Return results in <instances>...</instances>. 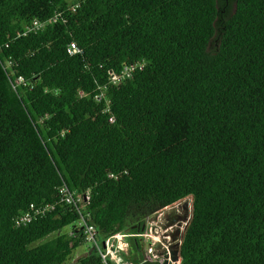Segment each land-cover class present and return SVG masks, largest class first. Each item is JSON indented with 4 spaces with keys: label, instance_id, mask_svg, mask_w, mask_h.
Instances as JSON below:
<instances>
[{
    "label": "trees",
    "instance_id": "obj_1",
    "mask_svg": "<svg viewBox=\"0 0 264 264\" xmlns=\"http://www.w3.org/2000/svg\"><path fill=\"white\" fill-rule=\"evenodd\" d=\"M63 184L101 238L191 197L179 264H264V0H0V264H69Z\"/></svg>",
    "mask_w": 264,
    "mask_h": 264
},
{
    "label": "built area",
    "instance_id": "obj_2",
    "mask_svg": "<svg viewBox=\"0 0 264 264\" xmlns=\"http://www.w3.org/2000/svg\"><path fill=\"white\" fill-rule=\"evenodd\" d=\"M58 13H55L51 18L45 21H39L33 19L29 23L25 24L21 34L25 35L28 32L36 31L43 27L47 23L55 22ZM18 34H20L18 32ZM66 52L69 55H76L82 52V49L77 46L74 41L69 42L66 45ZM141 62H133L124 64L118 71H110L108 73L109 84H118L121 81L131 77V75L142 67ZM21 78H17L16 82H21ZM106 87H99L98 92L95 93V100H104L108 103V99L105 93ZM112 120V118H110ZM59 199L66 205H71L80 214L79 220L75 222V228L80 230L84 239V242L92 245L101 258L102 264H135L133 260H130L126 255L130 253L129 239H133L136 243V256L141 261H152L158 264H179L180 258L178 250L181 240L175 239H163L161 236L162 228L158 222V218L153 216H147L143 222L132 231H118L105 238H101L95 225L87 221L82 212L87 201V195L79 192L69 190L66 184L61 185L58 188ZM49 208H53L50 204L45 205H33L30 204L28 209L17 216L14 221L17 225L28 223L33 217L42 215ZM72 229L68 232L71 233ZM172 251H176L172 254ZM176 259H173V257Z\"/></svg>",
    "mask_w": 264,
    "mask_h": 264
},
{
    "label": "rangeland",
    "instance_id": "obj_3",
    "mask_svg": "<svg viewBox=\"0 0 264 264\" xmlns=\"http://www.w3.org/2000/svg\"><path fill=\"white\" fill-rule=\"evenodd\" d=\"M182 204H184L183 207H182ZM170 210H171V211H174V212H182V210H185V211H187V213H188V215H187V219L184 220V221H182V224L179 226V227H180V231H181V235H180V236L177 235V237L172 238V239L179 238L178 240H181L182 235H183V233H184V230H185V228H186V226H187V224H188V221H189V219H190V217H191V211H192V198H191V197H187V198H185V199H183V200H180L179 202L174 203L173 205H170V206H166V207L160 208V210L155 211V212L149 214L148 216H153V217L158 218L157 220H158V222H159V224H160V221H161V218L163 217V215H164V214H167L168 211H170ZM135 217H136V216L134 215L133 212L129 213L126 222H127V223H132L133 220L135 219ZM70 228H71L70 225H69V226H65V227H63L62 232L65 233V232L69 231ZM161 228H162V227H161ZM169 229H170V226H168V227L166 228L167 231H169ZM162 230H163V229H162ZM53 235H54V234H51V235L47 236L46 238L40 240L39 242L44 241V240H47V239H49L50 237H52ZM89 246H90L89 243L84 242V243L81 244L79 247H77V248L72 252V255H71V257H70V260L68 261L69 264H70V263H73L74 261H76L79 257L85 255V254L87 253V251H88Z\"/></svg>",
    "mask_w": 264,
    "mask_h": 264
},
{
    "label": "flooded vegetation",
    "instance_id": "obj_4",
    "mask_svg": "<svg viewBox=\"0 0 264 264\" xmlns=\"http://www.w3.org/2000/svg\"><path fill=\"white\" fill-rule=\"evenodd\" d=\"M184 204H182V207ZM187 211L182 210V212H174V211H168L167 214H164L161 218L160 225L162 227L161 236L163 239H172L174 237H177L181 235L180 231V225L182 224V221L187 219ZM170 226L169 231L166 230V228Z\"/></svg>",
    "mask_w": 264,
    "mask_h": 264
},
{
    "label": "water",
    "instance_id": "obj_5",
    "mask_svg": "<svg viewBox=\"0 0 264 264\" xmlns=\"http://www.w3.org/2000/svg\"><path fill=\"white\" fill-rule=\"evenodd\" d=\"M177 250H178V252H179V248H177ZM175 252H176V251H172V254L175 253ZM176 258H177V256H176V257H175V256L173 257V259H176ZM178 258H179V257H178Z\"/></svg>",
    "mask_w": 264,
    "mask_h": 264
},
{
    "label": "clouds",
    "instance_id": "obj_6",
    "mask_svg": "<svg viewBox=\"0 0 264 264\" xmlns=\"http://www.w3.org/2000/svg\"><path fill=\"white\" fill-rule=\"evenodd\" d=\"M183 236V235H182ZM180 258V257H179Z\"/></svg>",
    "mask_w": 264,
    "mask_h": 264
}]
</instances>
